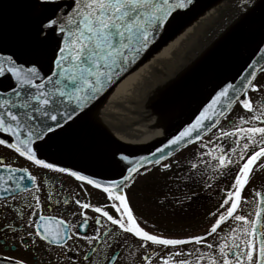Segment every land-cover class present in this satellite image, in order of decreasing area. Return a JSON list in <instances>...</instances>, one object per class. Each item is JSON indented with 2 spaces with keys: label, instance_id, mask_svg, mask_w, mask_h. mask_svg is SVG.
Here are the masks:
<instances>
[{
  "label": "snow or ice",
  "instance_id": "snow-or-ice-1",
  "mask_svg": "<svg viewBox=\"0 0 264 264\" xmlns=\"http://www.w3.org/2000/svg\"><path fill=\"white\" fill-rule=\"evenodd\" d=\"M192 4L193 0H25L24 6L33 20V27L28 38L22 42L24 51L21 54L29 58L20 60L16 53L0 56V78L7 77L14 81L11 89L14 95L0 100V133L5 135V138H0V146L12 150L39 168L67 173L77 181L99 189L106 200L111 202L110 205L93 207L89 203H81L80 200H76V204L82 210L91 208L93 213H98L100 218L118 228L119 231L115 234L110 229L105 232V236H111L118 243L134 237L140 248H146L149 244L165 249L194 244L212 250L214 245L207 242V237L218 235V229L223 231L221 225L232 218L242 226H229L230 235L221 237L224 242L218 245V257L209 252L201 253L198 259H206V264H264V208H258L252 220L236 214L242 202V192L250 182L254 167L264 168V162L258 163L264 158V126L253 125L238 127L235 131H222L225 137H238L236 146L231 149L232 154H236L239 149L236 160L224 154L223 149L220 155L207 153L213 160L218 161L217 169L231 166L236 167L237 172L231 185L232 190L226 193L227 198L221 205L222 208L227 206L226 210L220 213L210 229L206 230V235L188 239L165 238L152 234L141 226L134 215L125 188L130 186L127 182L133 179V175L138 174L140 168L144 167L147 158L133 164L127 156H119V160L133 166L127 169L128 174L122 181L113 179L103 184L90 176L82 175L79 171L57 167L38 158L40 148L56 141L78 121L87 117L90 104L149 48L155 33L169 25L179 10L187 9ZM236 8L241 22L254 17L257 10H260L259 23L264 29V0H243ZM5 39L6 37L0 34V43ZM257 51L261 49L258 48ZM45 57L49 61L47 72L40 63ZM256 63L246 67L255 69ZM259 71L264 72V64L260 66ZM256 79L254 70L240 78L239 86L235 82H226L215 92L211 102L200 112L195 122L171 139L169 145H178L193 133H197L199 138L198 129L204 127L206 120L221 116L226 119L227 110H231L234 104H239L248 113H253L255 109L252 100L242 98L247 97L250 91L261 93V115L254 116L253 119L264 124V119H261L264 116V84L258 86ZM217 107L220 108L219 112ZM241 121L248 122L243 117ZM240 139L245 140L242 146ZM158 151L163 152V149ZM249 152L251 154H248ZM153 162L160 164L161 161L157 159ZM0 166L6 167L9 173H28L27 168L14 169L3 161H0ZM197 167L198 165L193 163L191 170ZM170 168V164L163 166V170ZM27 178L39 191L37 177L28 174ZM20 179L23 180L24 177L21 176ZM11 180V176L7 180L0 176V181H3L0 190L6 193L12 191L7 186ZM25 191L28 189L25 188ZM255 195L259 196L260 193ZM33 199L39 208V197L34 195ZM260 203L264 205V198ZM4 207H8V204ZM81 215L84 226H87V215L83 212ZM100 218L94 223L103 227ZM39 220L40 223L27 234L28 237L35 236L39 241L47 243L49 249L68 248L67 241L73 239L75 234L62 230L68 227L64 220L43 215H40ZM11 227L5 226V234ZM76 238L89 241L91 248V242L99 241L100 235ZM19 239L24 244L28 243L24 236ZM31 243L35 250V247H38L37 240L34 239ZM104 243H107V240ZM186 255L191 256L192 253H185L183 249L170 252L169 258L164 259L163 264H173L174 261L175 264H192V261L186 258L175 260L178 256ZM12 259L15 264H28L24 258ZM117 260L115 255L109 258L110 264H115Z\"/></svg>",
  "mask_w": 264,
  "mask_h": 264
},
{
  "label": "water",
  "instance_id": "water-1",
  "mask_svg": "<svg viewBox=\"0 0 264 264\" xmlns=\"http://www.w3.org/2000/svg\"><path fill=\"white\" fill-rule=\"evenodd\" d=\"M216 1L193 0L189 8L179 10L169 25L155 33L154 41L136 58L135 63L130 64L119 79L107 86L90 104L88 116L69 128L56 141L41 147L38 158L57 167L79 171L102 184L113 179L122 181L128 174L127 169L133 165L119 160V156H127L133 164L147 158L144 167L139 170L141 173L176 156L215 129L224 117L206 120L204 127L198 129L199 138L197 133H193L178 145L168 143L195 122L196 117L211 102L215 92L226 82H235L239 86L241 77L254 70L256 76L260 73L259 68L264 64V29L259 23L260 10H257L254 17L243 22L239 21L236 13L187 61L110 106L104 116L113 131L95 120L94 115L128 78ZM24 5L25 0H0V34L6 37L0 43V56L16 53L20 60L29 58L21 54L24 51L22 42L28 38L33 27V20ZM258 48L261 51H257ZM253 62H257L255 69L246 67ZM40 63L47 72V57ZM13 85V80L0 78V100L14 95L11 92ZM216 110L219 112L220 108L217 107ZM229 112L227 110V114ZM0 138H5V135L0 133ZM158 149H163V152ZM157 159L161 161L160 164L153 162ZM15 175L13 177L11 173L0 172L5 180L11 176L14 182H18L19 176L24 173L18 172ZM0 185H3V181H0ZM13 191L6 193L0 190V196ZM262 198L259 197L260 201ZM260 201L258 208H263ZM206 234L204 232L200 235ZM0 264L15 262L0 259Z\"/></svg>",
  "mask_w": 264,
  "mask_h": 264
},
{
  "label": "flooded vegetation",
  "instance_id": "flooded-vegetation-1",
  "mask_svg": "<svg viewBox=\"0 0 264 264\" xmlns=\"http://www.w3.org/2000/svg\"><path fill=\"white\" fill-rule=\"evenodd\" d=\"M255 83L258 86L264 84V72L257 77ZM245 98L252 100L255 111L248 113L239 104H236L227 115V118H224L219 126L203 140V146H200L207 157L204 166L205 171L208 173H203L202 176L185 175L180 173L179 168H177L175 174L166 173L169 170L172 171L173 166L179 167L175 161L169 160L165 164H170V169L163 170L165 164H162L149 170H156V174L148 175L149 173L146 172L138 175L129 183L130 186L125 188L134 215L145 230L152 234L162 235L165 238L188 239L209 229L219 214L226 210L227 206L222 208L221 205L224 199L227 198L226 193L232 190L231 185L234 183L235 175L233 171L237 172V168L230 166L226 169H217L218 161L213 160L212 156L207 155V153L216 156L220 155L221 149H223L224 154L232 155L231 149L236 146L235 141L238 137H225L222 135V131H235L238 127L246 128L253 125L264 126L258 120L253 119L254 116L261 115V93L250 91ZM241 117L248 122L243 123ZM261 119H264V116ZM239 143L242 146L245 140L240 139ZM237 153L236 156L231 157L233 160L238 158L239 154ZM263 159L258 163H262ZM0 161L14 169L27 168V176L28 174L35 175L39 186V191H37V186H33L26 177L23 179L22 185L19 184L17 192L0 197V257H7L8 260L15 261L12 258H24L28 264H110L109 258L115 255L118 257L115 264H163V260L169 258L170 252L183 249L185 253L191 252L192 255L178 256L175 258L176 261L186 258L192 261V264H206V259L204 261L198 259L201 253L212 252L218 257V245L224 242L221 237L230 235L229 226H242L240 222H236L232 218L227 220L221 225L223 231L218 229V235L213 234L207 237V242L214 245L212 250L203 245L194 244L167 249L149 244L146 248H140L134 237H129L126 242L120 241L118 243L111 236H105L107 230L110 229L115 234L119 231L118 228L104 221L98 213H93L91 208L82 210L76 204V200H80L81 203H89L93 207L110 205L111 202L106 200L105 195L100 190L77 181L66 174L36 167L3 146H0ZM258 171L259 168L254 167L250 182L242 192V202L236 213L244 215L249 220L253 219L258 207V199L255 193L264 194V182L257 179ZM175 177H181L182 179H173ZM144 182H146V185L140 184ZM169 182L173 183L169 184ZM8 185L17 187V184L13 185L12 182ZM25 188L28 191H25ZM148 192L151 194H147ZM157 193L160 195H157ZM34 195L39 197V208L36 207V200L33 199ZM140 196L156 198L159 202L168 204V206L159 207L157 214H152L153 212L150 211L146 212L145 209H142V206H145L144 200ZM5 204H8V207H4ZM212 208L215 211L213 214L216 215H209L204 223H199L197 226H195L197 222L191 223L195 215ZM81 212L88 217L87 226L83 224ZM40 215L65 221L68 227L62 230L67 231L69 234H75L73 239L67 241L68 248L53 247L49 249L47 243L39 241L35 236H27L28 233L33 231L35 225L40 223ZM97 218L101 219L103 227L94 223ZM180 223L191 225L186 227L179 225ZM7 225L12 227L5 234L4 229ZM97 234L100 235V240L91 242V248L89 241L76 238L77 236ZM21 236L28 239L27 244L19 239ZM34 239L37 240L38 244L35 250L31 243ZM105 240H107V243H104ZM69 248L70 250H68ZM61 252L64 254L59 255ZM173 264H175V261Z\"/></svg>",
  "mask_w": 264,
  "mask_h": 264
},
{
  "label": "bare ground",
  "instance_id": "bare-ground-1",
  "mask_svg": "<svg viewBox=\"0 0 264 264\" xmlns=\"http://www.w3.org/2000/svg\"><path fill=\"white\" fill-rule=\"evenodd\" d=\"M242 3L243 0H217L211 4L128 78L98 109L94 119L113 131L104 116L110 106L187 61L219 27L237 13L236 5Z\"/></svg>",
  "mask_w": 264,
  "mask_h": 264
},
{
  "label": "rangeland",
  "instance_id": "rangeland-1",
  "mask_svg": "<svg viewBox=\"0 0 264 264\" xmlns=\"http://www.w3.org/2000/svg\"><path fill=\"white\" fill-rule=\"evenodd\" d=\"M237 154H239V152ZM234 156H236V155L235 154L230 155V157H234ZM206 159H207V157H206L205 151L201 147H199V146L191 147L190 149H187V151H185L182 155H180V157L177 158V161H175L179 165V167L173 166L172 171L169 170L166 173L175 174V173H177L176 172L177 168H179V171L182 174L202 176L203 173H208L205 171V166H204V164L206 163ZM262 162H264V161H262ZM193 163L198 165L197 169H195V170H191V165ZM156 172H157L156 170L149 171L148 175H154V174H156ZM211 172H213V171L211 170ZM233 172H235V171H233ZM173 179H178V180L180 179L181 180L182 178L181 177H179V178L175 177ZM257 179L264 181V168H259V171L257 172ZM145 183L146 182L140 183V184L146 185ZM171 183H173V182H169V184H171ZM249 188H248V190H249ZM147 194H151V193L148 192ZM157 195H160V194L157 193ZM140 198H142L144 200L143 203H144L145 207L142 206V209H145L146 212L147 211L153 212L152 214H157L156 212L158 211L159 207H167L168 206V204L161 203L156 198H150L148 196H144V197L140 196ZM214 212L215 211L212 208L210 210L202 212L199 215H195V217H193V219L191 220V223L197 222V224H195V226H197L199 223H204L207 220V217H209V215H212ZM185 219H187V218H185ZM189 219H187V220H189ZM178 221H180V220L178 219ZM179 225H184L187 227V226H190L191 224L180 223Z\"/></svg>",
  "mask_w": 264,
  "mask_h": 264
}]
</instances>
